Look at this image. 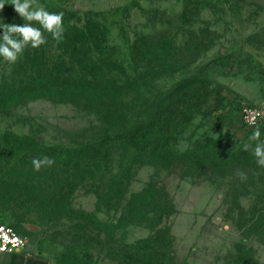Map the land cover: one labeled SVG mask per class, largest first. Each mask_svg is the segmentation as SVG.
<instances>
[{"label":"rangeland","instance_id":"rangeland-1","mask_svg":"<svg viewBox=\"0 0 264 264\" xmlns=\"http://www.w3.org/2000/svg\"><path fill=\"white\" fill-rule=\"evenodd\" d=\"M5 3L0 22L18 15ZM36 6L78 11L88 25L106 27L98 58L112 76L130 80L122 108L131 122L152 97L162 111L168 90L187 77L204 80L198 86L208 95L193 100V116L175 127L171 158L135 151L122 131L108 136L107 95L96 103L37 97L0 108V222L58 264H264V167L242 151L255 127L264 139V124L241 116L245 106L264 108V0ZM25 68L3 60L0 87ZM208 152L215 162L196 157ZM43 156L55 164L35 171L32 159ZM153 185L166 215L128 216L131 194ZM140 240L146 257L128 262L127 245ZM154 250L165 252L164 262L150 258Z\"/></svg>","mask_w":264,"mask_h":264},{"label":"trees","instance_id":"trees-1","mask_svg":"<svg viewBox=\"0 0 264 264\" xmlns=\"http://www.w3.org/2000/svg\"><path fill=\"white\" fill-rule=\"evenodd\" d=\"M46 10L64 13L63 40L57 43L45 32L47 38L45 45L35 49L29 46L24 50L14 65L21 64L26 68L0 87V108L37 97L96 103L107 95L108 117L113 121L108 136L122 131L124 140L130 141L135 151L165 152L171 158L173 153L169 143L175 136V127L184 124L193 116L195 111L194 104H191L193 100L202 101L208 95V91L198 86L204 83V80L199 76H190L179 81L168 90L163 101L165 108L162 111L156 109L154 104L156 98L152 97L146 100L145 111L140 119L131 122L127 112L122 108L129 93L130 80L112 76L98 58V53L106 43V27L100 23L88 25L78 11L61 7H47ZM84 14L87 15V12ZM25 22L16 15V18L14 16L3 23L23 25ZM33 26L40 27L35 22ZM2 34L3 29L0 28V36ZM2 62L3 58H0V64ZM159 125H164L163 138L157 136ZM215 156L208 152L196 157L215 162L213 160ZM158 199L154 185L132 193L126 203V214L145 219L149 218L150 214H155L160 220L166 215L167 207ZM165 229L170 231L169 227ZM142 245L141 240L135 244H128L125 249V260L137 263L138 257L140 259L146 257V254H141ZM150 247L151 244L148 243L147 249ZM166 257L165 252L158 250H154L150 255L151 259L160 263L164 262Z\"/></svg>","mask_w":264,"mask_h":264},{"label":"clouds","instance_id":"clouds-1","mask_svg":"<svg viewBox=\"0 0 264 264\" xmlns=\"http://www.w3.org/2000/svg\"><path fill=\"white\" fill-rule=\"evenodd\" d=\"M5 4L8 3H5V0H0V10H3ZM10 4L26 22L23 25L0 22V28L3 29V34L0 36V58H3L4 61L14 64L27 47L31 46L35 49L45 45L47 43L45 32L49 33L57 43L63 40V12H49L43 6H36V0H11ZM33 22L39 24L40 27L33 26ZM261 136V129L255 127L248 138V142L242 145V151L251 150L257 165L264 167V139H261ZM54 164L55 160L48 156L32 159L35 171H40L42 168ZM237 175L242 182L247 180V175L243 171H238ZM213 222L219 223L220 218H214ZM3 239L4 243L0 244V253L11 251L8 248L9 243L12 244L13 248L22 244V242L10 239L7 235Z\"/></svg>","mask_w":264,"mask_h":264},{"label":"built area","instance_id":"built-area-1","mask_svg":"<svg viewBox=\"0 0 264 264\" xmlns=\"http://www.w3.org/2000/svg\"><path fill=\"white\" fill-rule=\"evenodd\" d=\"M241 116L244 122L248 125L264 124V108L252 105L245 106L241 111ZM5 235H7L10 239L22 242V244L18 245L16 248H13L12 244L9 243L8 248L11 249L10 252L21 250L27 243L26 237H24L23 234L19 232L14 226L8 223L0 222V244L4 243L3 237Z\"/></svg>","mask_w":264,"mask_h":264},{"label":"crops","instance_id":"crops-1","mask_svg":"<svg viewBox=\"0 0 264 264\" xmlns=\"http://www.w3.org/2000/svg\"><path fill=\"white\" fill-rule=\"evenodd\" d=\"M0 264H58L54 258L34 246L26 244L16 252L0 254Z\"/></svg>","mask_w":264,"mask_h":264}]
</instances>
